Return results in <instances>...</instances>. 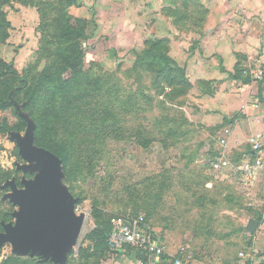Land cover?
<instances>
[{"label": "rangeland", "instance_id": "obj_1", "mask_svg": "<svg viewBox=\"0 0 264 264\" xmlns=\"http://www.w3.org/2000/svg\"><path fill=\"white\" fill-rule=\"evenodd\" d=\"M76 1L0 0V61L14 69L0 75V233L15 226L23 210L12 188L39 183L38 161L23 157V147L26 153L47 150L57 157L59 186L75 197L74 212L82 219L63 259L3 240L0 264L14 256L28 259L26 264H110L118 250L97 248L90 231L97 221L138 216L154 233H176L177 245L191 255L182 264H238L241 251L251 254V225L264 217V196L251 203L252 191L237 173L244 161L255 160L226 152L230 167L211 170L216 129L201 121L193 93H174L173 86L156 83L158 65L150 57L136 62L144 41L157 37L144 36L140 47L132 32L128 44L118 26L120 0H93L88 12L83 0ZM213 2L219 0L159 1L162 12L169 5L178 17L183 13L178 20L192 32L206 27ZM144 3L149 9L156 2ZM56 7L65 8L86 33L83 69L66 88L55 81L69 55L63 48L68 41L56 34ZM254 65L244 62L243 74ZM31 91L36 103L29 102Z\"/></svg>", "mask_w": 264, "mask_h": 264}, {"label": "crops", "instance_id": "obj_2", "mask_svg": "<svg viewBox=\"0 0 264 264\" xmlns=\"http://www.w3.org/2000/svg\"><path fill=\"white\" fill-rule=\"evenodd\" d=\"M120 1L122 8L118 15L121 22L118 26L121 34L128 37V44L132 43V32L135 33L136 45L140 47L143 45L141 41L144 36L163 37L169 44L168 54L185 67V77L190 83L188 90L193 93L192 99L200 111L201 121L206 126H215L216 129L217 136L212 143L214 154L208 159L209 163L218 155L225 156L226 152H231L243 161L246 158L256 161L260 157L261 164H252V177L248 182L242 177L239 168L238 172L234 171L238 173L246 188L252 191L251 203L263 199L264 151L253 150L248 137L255 132L261 133L264 149V77L258 80L250 76L248 81H244L241 79L244 74L236 73L235 66L240 62L243 66L244 62H247L254 63V67L262 65L264 68V0L213 2L209 5L212 9L209 11L206 27L200 32H192L184 20L173 22L171 14L160 10V0H154L156 3L149 9L144 0H141L142 10L138 8L139 0ZM93 2L83 0L84 11H90L89 5ZM133 2L137 5L136 9V5L132 8ZM103 3L105 4V0ZM104 9L103 6L99 11L101 21ZM259 30L260 36L257 34ZM254 103H258L257 106H254ZM211 148L208 147L207 150ZM229 167L230 165L211 170L218 173ZM252 229L254 238L250 250L252 248L258 254H255L254 264H264V217L262 222L256 223ZM155 232L161 238L170 260L162 256L154 258L148 255L139 263L135 249H119L110 264H174L172 255L179 247L174 238L176 233L164 235L166 230Z\"/></svg>", "mask_w": 264, "mask_h": 264}, {"label": "water", "instance_id": "obj_3", "mask_svg": "<svg viewBox=\"0 0 264 264\" xmlns=\"http://www.w3.org/2000/svg\"><path fill=\"white\" fill-rule=\"evenodd\" d=\"M22 156L38 161L35 166L40 170L39 183L36 186L26 181L25 190L12 188V197L23 205V210L17 214L16 225L6 226L7 233H0V242L14 240L16 246L30 248L33 253L53 252L63 259L82 224L74 212L76 199L59 186L58 159L53 153L47 150L26 153L23 147Z\"/></svg>", "mask_w": 264, "mask_h": 264}, {"label": "trees", "instance_id": "obj_4", "mask_svg": "<svg viewBox=\"0 0 264 264\" xmlns=\"http://www.w3.org/2000/svg\"><path fill=\"white\" fill-rule=\"evenodd\" d=\"M66 5L70 4H79L76 0H63ZM166 13L171 14L173 22L178 23L179 18L183 19V13L181 17H178L174 13L170 12V8H166ZM65 8L60 9L56 7V13L53 17V20L56 23V34L59 39L67 40V44L63 47L69 55L64 57L61 62L59 68V74L55 77V81L57 86L66 88V86L70 82H76L77 77L81 73L83 69L82 65V56L84 53L83 42L86 38V33L84 28L79 24H74L75 19L70 17L65 13ZM185 14H187L185 12ZM150 57L151 63L158 65L157 70L155 71L157 74L156 83H167L168 85L173 86L174 93H184L188 90L190 83L185 77V71L183 67H179L176 61L168 54V47L166 44H163V40L159 38H150V40L144 41V45L140 53L136 56V62L141 61L144 63L146 59ZM3 70V71H2ZM5 72H14L12 64L10 62L0 61V75ZM235 72L243 73V67L241 66V62L239 65L235 66ZM48 76L49 73H46ZM54 74H50L49 77H52ZM178 78V79H176ZM244 81H248L250 76L245 74L243 78ZM175 80L180 81L178 84H174ZM39 83V82H38ZM72 83V84H73ZM38 88V86L36 87ZM36 91H31L29 94V102L36 103ZM37 123V122H36ZM169 133V132H168ZM209 166L210 163H209ZM129 219V218H126ZM113 224L108 221H97L95 226L90 231V235L96 240V247L104 250L112 251V246L109 243V234L112 230ZM129 246V245H125ZM135 249L136 257L139 258L142 262L148 257V254L139 248L129 246ZM165 258V254L162 255ZM28 259H22L18 256H14L13 258L4 259L1 264H26ZM238 264H242L238 259Z\"/></svg>", "mask_w": 264, "mask_h": 264}, {"label": "built area", "instance_id": "obj_5", "mask_svg": "<svg viewBox=\"0 0 264 264\" xmlns=\"http://www.w3.org/2000/svg\"><path fill=\"white\" fill-rule=\"evenodd\" d=\"M244 72L254 79H262L264 77V68L262 65H257L254 68L245 69ZM258 103H254L257 106ZM223 141V140H222ZM221 141V142H222ZM248 142L253 150L263 152L262 135L259 132L252 133L248 137ZM256 164H261L260 157L255 161ZM212 169L218 170L230 165L229 160L224 155H218L210 161ZM242 177L248 182L252 177L253 165L243 163L239 166ZM126 222L128 224H126ZM112 230L109 234V243L112 248L119 250L123 245L133 246L144 250L149 256L159 258L166 253L164 244L161 238L152 230L144 228L143 216H138L133 219L117 218L112 219ZM240 262L242 264H254L255 252L251 248V254L241 251ZM191 255L187 253L184 247H179L177 255L174 257V264H182L183 260L188 261ZM142 263L141 260H138Z\"/></svg>", "mask_w": 264, "mask_h": 264}]
</instances>
